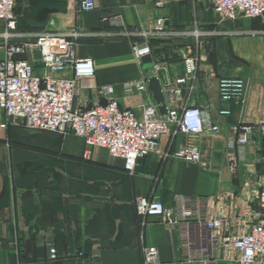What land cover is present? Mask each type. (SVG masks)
<instances>
[{"label": "crops", "instance_id": "obj_1", "mask_svg": "<svg viewBox=\"0 0 264 264\" xmlns=\"http://www.w3.org/2000/svg\"><path fill=\"white\" fill-rule=\"evenodd\" d=\"M96 4L95 11L83 12L80 0L16 2L19 33L62 34L75 30L80 34L76 55L94 60L95 76L79 81L74 108L84 110L106 104L114 97L122 108L135 111L139 118L149 109L161 115L150 92L128 95L124 85L153 76L159 77L164 86L175 84L185 74L183 59L195 56L196 89L175 105L203 109L220 127V133L199 139L202 164L152 155L137 165L134 174L126 171L122 159L112 157L105 149L96 148L89 160L84 159L86 145L81 138L65 136L56 146L42 141L36 146L41 152L67 156L61 162L63 174L47 177L43 172L47 164L40 166V156L27 154L29 160L22 161L15 145L20 138L17 127L0 110V264H46L48 244L55 246L62 257L75 251L85 255L81 260L58 264H144V250L148 248L157 251L156 264H194L189 253L197 242L187 227L159 218H150L143 224L134 201L139 196L157 197L167 207L175 208L180 196L210 199L212 213L221 212L229 230L257 223L250 214L260 210L258 196L264 188V168L259 166L264 162V136L256 134L240 155L234 145L233 127L264 122V18L257 22L248 18L228 22L225 28L239 34L204 41L198 47L189 38L149 35L138 39L124 37L123 33L139 30L151 34L159 17L168 18V26L174 31L185 30L194 21L205 30L217 29L212 0H96ZM118 17L122 26L113 24ZM146 43L152 53L166 48L178 53V58L164 63L155 60L156 68H145L136 58L134 44ZM4 55L0 45V59ZM26 59L38 75L45 73L38 52ZM72 76L71 71L58 75ZM225 77L246 80L243 105L220 102L218 85ZM109 86L113 88L112 95L100 94ZM166 96L169 110L171 96ZM226 108L232 115L220 116L219 111ZM6 121L7 129L1 128ZM184 141L181 136H165L161 151L174 150ZM233 155L242 157L236 175L230 170ZM207 214L203 207L202 215Z\"/></svg>", "mask_w": 264, "mask_h": 264}, {"label": "built area", "instance_id": "obj_2", "mask_svg": "<svg viewBox=\"0 0 264 264\" xmlns=\"http://www.w3.org/2000/svg\"><path fill=\"white\" fill-rule=\"evenodd\" d=\"M17 0H0V41L3 42L4 57L0 59V110L8 119L20 122L28 129L39 132L73 133L84 140V159L89 160L96 148L105 149L115 158L125 163L127 172L134 174L139 159L157 155L163 160H180L202 164L199 139L204 135H217L220 127L199 107L187 104L177 108L175 102L182 101L185 94L190 96L196 89L198 61L195 56L183 59L184 76L164 86V92L171 96L172 108L167 115H159L151 109L142 118L135 111L121 107L118 99L110 97L106 104H95L84 110L74 108L79 91V81L95 76V63L91 58H78L75 30L69 33L24 35L17 31ZM213 10L218 17L217 29L205 30L194 21L182 31L170 30L168 18L159 17L151 34L135 30L124 32L127 38H145L149 35L169 38L194 39L199 47L204 41L219 37H231L239 33L225 28L226 23L240 18H264V0H212ZM162 6V3H158ZM83 12H93L96 0H80ZM122 26L120 17L113 20ZM38 52L40 63L45 70L38 75L26 56ZM136 58L152 55L151 46L134 44ZM153 67L156 68L154 64ZM71 71V78L58 77ZM147 83L129 82L124 85L126 94L147 92ZM219 98L223 104L243 105L247 97V82L241 77L220 79ZM113 88L105 87L100 94L112 95ZM168 103V98H167ZM219 115H232L230 109H221ZM8 123L2 124L6 129ZM236 133L234 145L243 155V150L252 143L256 134L264 133V126L239 123L233 127ZM183 137L184 143L174 150L162 152L163 137ZM242 157H230V170L236 175ZM259 209L250 215L257 220L251 227L242 225L237 230H229L224 224L223 214L212 213V201L178 197L176 207H167L157 197L139 196L134 204L136 213L143 224L150 218H159L168 224H184L197 242L191 247L190 262L194 264H264V188L258 196ZM205 207L207 215H202ZM192 242V241H191ZM193 244V243H192ZM46 264L61 261H77L85 258L82 251L68 252L64 257L58 249L48 244ZM207 259H210L207 260ZM158 253L155 249L144 250V264H156Z\"/></svg>", "mask_w": 264, "mask_h": 264}, {"label": "rangeland", "instance_id": "obj_3", "mask_svg": "<svg viewBox=\"0 0 264 264\" xmlns=\"http://www.w3.org/2000/svg\"><path fill=\"white\" fill-rule=\"evenodd\" d=\"M262 19L263 18H259V19L253 20V22L261 21ZM0 45L3 46L2 41H0ZM9 120H11L14 126L17 127V130H18L17 132L20 135V138H18V142H16L15 145L18 146L21 151L22 161L29 160V156L27 154L38 155L42 158L40 159L41 160L40 166H42V164H45V165L47 164L46 170L43 169L44 175H46L47 177L48 176L49 177L59 176L63 171L62 168H64V167H61V162H64L67 159V156L65 154L57 153V152H50V153L41 152L36 146L41 144L42 141H43L42 143H46L49 146L61 145L65 136L67 137L72 136L75 139L76 138L78 139L79 137L75 136L71 132L70 133L68 132L66 134H60V133H52V132L34 131V130L26 128L18 121H15L12 119H9ZM7 122L8 121H6V123ZM256 126H259V127L264 126V122H260L259 125H256ZM261 134L262 136H264V133H261ZM49 137L53 139H50ZM238 165L240 166V163ZM259 166L263 169L264 162L261 163ZM39 176H43V174Z\"/></svg>", "mask_w": 264, "mask_h": 264}, {"label": "water", "instance_id": "obj_4", "mask_svg": "<svg viewBox=\"0 0 264 264\" xmlns=\"http://www.w3.org/2000/svg\"><path fill=\"white\" fill-rule=\"evenodd\" d=\"M177 58L178 53H175L173 51L168 52L166 48H158L153 50L152 55H146L142 57L141 64L145 68H152L155 60L164 63ZM145 81L148 84L147 91L152 94V99L156 104L160 114L167 115L169 110L167 104V96L164 92V85L162 83V80L157 76H153L146 78ZM145 95H147V92H145ZM143 161L144 159H139L138 164H141Z\"/></svg>", "mask_w": 264, "mask_h": 264}]
</instances>
